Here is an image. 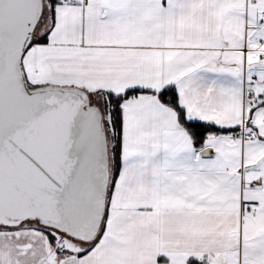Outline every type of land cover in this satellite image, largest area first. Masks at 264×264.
I'll return each instance as SVG.
<instances>
[{
  "label": "snow or ice",
  "instance_id": "obj_1",
  "mask_svg": "<svg viewBox=\"0 0 264 264\" xmlns=\"http://www.w3.org/2000/svg\"><path fill=\"white\" fill-rule=\"evenodd\" d=\"M0 264H264V0H0Z\"/></svg>",
  "mask_w": 264,
  "mask_h": 264
}]
</instances>
